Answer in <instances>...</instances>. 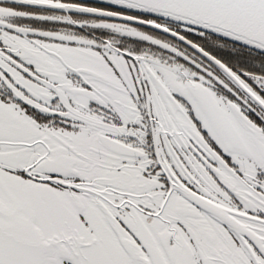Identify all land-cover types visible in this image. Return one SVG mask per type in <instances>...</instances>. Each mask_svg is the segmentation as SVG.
<instances>
[{"label": "snow or ice", "instance_id": "1", "mask_svg": "<svg viewBox=\"0 0 264 264\" xmlns=\"http://www.w3.org/2000/svg\"><path fill=\"white\" fill-rule=\"evenodd\" d=\"M0 264H264V0H0Z\"/></svg>", "mask_w": 264, "mask_h": 264}]
</instances>
